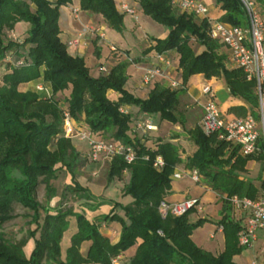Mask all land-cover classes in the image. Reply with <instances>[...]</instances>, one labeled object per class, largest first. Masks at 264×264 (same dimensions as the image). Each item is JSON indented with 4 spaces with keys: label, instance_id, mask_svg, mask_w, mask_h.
<instances>
[{
    "label": "trees",
    "instance_id": "1",
    "mask_svg": "<svg viewBox=\"0 0 264 264\" xmlns=\"http://www.w3.org/2000/svg\"><path fill=\"white\" fill-rule=\"evenodd\" d=\"M132 1L145 16L168 31L165 38H152L155 44L143 55L152 51L175 53L185 86L200 74L206 79H223L230 95L244 103L240 108L243 117L248 113L247 106L257 108L255 82L247 81L241 69L227 66V49L219 39L211 37V23L206 18L181 11L172 0ZM214 1L223 13L220 21L246 24L239 0ZM254 1L263 19L264 0ZM72 3L73 0H0V66L7 67L0 85V264H113L132 248L135 252L128 264H237L234 257L245 250L238 244L244 225L233 219L230 199L238 196L257 200L264 196V154L240 156L215 135H205L199 122L187 132L192 151L185 159L183 150L174 142L175 136L154 139L153 146H148L147 136L133 132L135 121L147 114L186 131L187 118L179 111L181 95L184 97L186 91L154 82L147 98L136 97L126 89L127 62L116 65L106 75L92 76L84 58L70 55L60 38V8ZM79 9L101 17L116 32L125 29L126 14L119 11L115 0H79ZM21 23L29 28L23 31ZM14 30L18 39H7L6 32ZM193 38L201 51L192 47ZM38 80L50 85L52 96L26 90L30 82ZM110 91L117 94V100L109 98ZM123 107L129 108L128 114L120 111ZM65 112L98 139L129 145L136 151L137 159L132 164L122 156L106 162L109 182L129 176L123 195L130 196L131 203L98 202L87 188L79 186L74 169L82 161L81 153L73 145V138L65 134ZM157 156L165 161L161 170L152 165ZM250 161L261 165L262 174L247 176ZM181 165L187 171L198 170L202 183L220 198L221 218L215 224L223 228L225 246L219 254L199 247L192 239L198 228L211 222L209 218L192 221L195 209L180 217L162 218L159 212L171 190L172 175ZM63 170L71 174V185H75L72 192L80 200L97 202L93 211L101 213L98 222L76 214L75 206L70 211L59 207L47 210L38 201L40 185L45 186L47 201L55 197L52 182ZM15 204L32 212L28 223L35 228L29 229L27 237L35 238V247L29 258L23 249L26 238L11 241L1 228L14 219ZM104 207L109 208L102 213ZM70 216L76 217L77 233L63 259L61 242ZM103 222L121 225L118 242L112 243L102 235ZM86 241L91 245L84 256L80 248Z\"/></svg>",
    "mask_w": 264,
    "mask_h": 264
},
{
    "label": "built area",
    "instance_id": "2",
    "mask_svg": "<svg viewBox=\"0 0 264 264\" xmlns=\"http://www.w3.org/2000/svg\"><path fill=\"white\" fill-rule=\"evenodd\" d=\"M239 2L245 11V25H233L209 19V9L200 0H172V4L181 11L193 13L203 19L206 18L211 23V37L219 39L227 49V66L241 69L245 73L247 81L255 82L258 101L256 116L253 113H248L245 117L224 116L215 99L212 85L206 83L201 89L202 95L206 98L205 103L201 105L203 114L199 121L203 133L207 136L215 135L230 149L237 150L240 156L249 157L260 153L264 154V20L261 18L254 0H239ZM118 9L126 15L135 16L137 14L136 9L127 3L120 4ZM74 12L77 13L78 10L75 9ZM89 32L97 34L100 38L104 37L103 32H100L99 29L90 28ZM77 43H79V39L70 42V44ZM112 50L115 51V48ZM153 60L154 65L143 68L141 76L143 86L152 85L157 80H167L171 89L187 90V86L182 83L179 77L177 66H172L168 53H155ZM99 70L104 75L110 71L106 66H101ZM37 91H45L42 84L37 86ZM120 111L128 114L129 108L123 107ZM144 115L135 121L133 132L147 136L149 132L156 131L157 126L152 123L150 115ZM77 127L76 121L65 112L66 136L85 142L89 149L90 160L111 162L115 157L122 156L127 164H132L137 159L133 147L98 139L89 129ZM152 165L155 169L161 170L165 166V161L161 156H157ZM183 178H190L196 184L202 182L196 169L192 171L176 169L172 180ZM230 202L233 219L244 225L238 234V244L245 250L253 249L258 233L264 230V196L257 200L233 196ZM192 209L197 212L203 211V205L199 199L192 198L175 203L164 200L159 206L162 218L180 217ZM219 230L223 231V228L220 227ZM250 264L259 263L257 260H252Z\"/></svg>",
    "mask_w": 264,
    "mask_h": 264
},
{
    "label": "crops",
    "instance_id": "3",
    "mask_svg": "<svg viewBox=\"0 0 264 264\" xmlns=\"http://www.w3.org/2000/svg\"><path fill=\"white\" fill-rule=\"evenodd\" d=\"M117 8H119L120 4L127 3L128 5L132 6L137 11L136 18L134 16L126 15L125 17V33L132 34V39H130L129 47L121 48L118 45L124 44L125 41L121 36H117L116 38H119L120 41H113L107 32V29L110 30L106 23L102 20L101 17L92 15L88 12H83L79 9V0H73V3L69 6H64L60 8V17H59V27H60V38L62 42L67 44L68 47V53L72 56H79L83 57L86 63V66L90 70V74L94 77H99L101 75L100 67L106 66L109 70H111L116 65L127 62V75H128V81L126 83V89L135 95L136 97L145 99L148 97L149 92L154 84L149 86H143L141 83V76L143 73V68L149 65H154L155 62L153 60L155 52L152 51L146 55H143L142 53L148 49L151 45H154V42H147V41H138L134 39V37H138V39H142L147 34L141 32V20L145 19V16L142 11L139 10L138 4L132 0H115ZM207 8L209 9L208 18L211 20H219V18L223 15V13L219 10V8L216 6L214 0H200ZM77 9L78 12L75 13L74 10ZM83 12L84 15L80 16V13ZM133 19H135L138 24L133 25ZM264 20V18H263ZM101 27L102 32L104 34L103 38H100L97 34H91L89 32L90 28L94 27ZM107 27V28H106ZM113 31V30H112ZM123 32V33H124ZM119 33V32H117ZM121 35V33H119ZM117 35V34H116ZM134 36V37H133ZM167 36V33L162 35L161 37H155L154 38H165ZM75 39H79V43L77 44H70ZM135 48L137 49V55L133 53V50ZM115 48V51L112 49ZM99 51V56L97 57L96 51ZM127 51H131L128 53ZM134 54V56H133ZM169 58L172 61V66H177V60L175 59V53H169ZM135 57V58H134ZM137 60V61H136ZM224 81V80H223ZM222 81V79L214 78L211 80L206 79L203 75H195L192 78H190L188 84H187V90L186 93H184V97L187 96L192 102L195 104H191L192 108L193 106L200 107L201 113L203 114L202 104L205 103L206 98L202 95L201 89L206 83H210L212 85L215 99L221 109V112L224 116L228 117H243L242 111L240 108H244V103L241 101H238L234 99L231 95L229 90L227 89L225 83ZM223 82V83H222ZM156 83H164L165 85H168L167 80H157ZM108 96L111 100H117V94L113 91H110L108 93ZM249 113V111H248ZM247 113V114H248ZM246 114V115H247ZM144 114H141L139 117H144ZM202 117V116H201ZM151 116V120H152ZM153 123V122H152ZM155 125V124H154ZM161 125H164V128L166 129H160ZM161 125L157 126V130L153 132H149L147 134V138L149 140L147 141L148 146H153V140L162 138V139H170L171 136H175L176 139H174V142L177 144L180 143L181 145L184 144L183 141V135L177 134L172 135L170 134V127L175 126L167 121H161ZM156 126V125H155ZM177 127V126H176ZM179 128V127H177ZM180 130V128H179ZM142 136V135H139ZM180 142V143H179ZM181 147V146H180ZM183 149V148H182ZM182 158H186L189 154L185 151L182 152ZM255 161H250L247 164V170H249V167L254 164ZM178 170H185L184 166H180L176 168ZM190 178H183L180 180H173L171 183V190L169 194L166 197V201L169 203H175L180 202L186 199H192L197 198L201 201V204L203 205V212L205 209L215 204L216 197L215 193L210 190L205 184L202 182L199 184L194 183L195 185L193 187L187 185V181ZM193 194V195H192ZM217 205V204H216ZM105 208V207H104ZM221 209V207L219 206ZM108 208H106L107 210ZM98 212V211H96ZM93 212V215L91 218H88L91 221L97 220V217L101 214L100 212L96 213ZM200 212H195L194 214H199ZM211 220V223H205L202 227L198 228L192 235L193 241L201 248L204 249L203 240L198 239V243L195 240L197 238L196 232L202 229L205 226H209L211 229L208 239L214 240L216 237L219 238L218 240V246L216 248L215 252L210 251L209 249H205L209 252H212L214 254H219L223 251L225 246V236L222 230H219L220 227H218L215 222L219 221L221 218L220 211L217 215V213L214 215L213 213H210L207 215V217ZM100 232L102 235L107 237L112 243L118 242L120 238V232H121V225L117 222H103L100 226ZM91 242H84L81 245L80 252L82 255H86L89 248H90ZM132 251V252H131ZM245 251V250H244ZM243 251V252H244ZM135 252V248L130 249L123 255L119 256L115 260H113V264H122L125 261L129 260V257ZM242 252V253H243ZM241 253V254H242ZM63 259L65 257L62 256Z\"/></svg>",
    "mask_w": 264,
    "mask_h": 264
},
{
    "label": "rangeland",
    "instance_id": "4",
    "mask_svg": "<svg viewBox=\"0 0 264 264\" xmlns=\"http://www.w3.org/2000/svg\"><path fill=\"white\" fill-rule=\"evenodd\" d=\"M259 12V9H258ZM84 15L83 12L80 13V16ZM137 15V14H136ZM136 15L134 16L136 18ZM200 18V17H199ZM202 19V18H200ZM133 25L138 24L135 19H133ZM20 29H23V31L27 30L29 28V25L26 23H21ZM141 26V32L147 34L145 37L142 39H138V37H134L135 42L143 40L144 42H151V39L155 37H161L165 33H168L167 28L159 23H156L149 17H145V19L141 20L140 23ZM107 28V27H106ZM94 29H99L100 32H102V28L99 27H94ZM110 29V28H109ZM113 29L108 30L106 34L108 37H110L113 41H120L119 38H116L117 36H121L125 43L122 45H118L119 47H129L130 39H132V34L130 33H124L122 32L121 35L117 33L116 31H112ZM117 34V35H116ZM95 35V34H94ZM17 31H7L6 32V38L7 39H14L17 40L18 38ZM192 47L196 51H201L202 48L198 45L196 40L193 38L191 41ZM133 53L137 55L138 50L135 48L132 49ZM130 53L131 51H127ZM133 54V56H134ZM135 58V57H134ZM6 68L3 65L0 66V85H1V80L2 76L6 72ZM215 78V77H214ZM211 78V79H214ZM208 79V80H211ZM223 81V79H222ZM224 82V81H223ZM222 82V83H223ZM43 85L45 88V91H37V86L38 85ZM26 90H31L33 92H36L40 95L50 97L52 96V90L49 84H43L42 80L38 81H33L30 82L27 85ZM181 104L179 106V111L183 112L185 117L187 118L186 120V131L179 130L176 126H171L170 127V134L172 135H177V134H184L183 135V143L181 146V149L188 154L191 153L192 151V143L187 141V135L188 131L193 129L196 124L201 120V109L200 107L193 106L191 104H195L190 100L187 96L183 97L181 95ZM249 113H253L255 116L257 115V108L247 106ZM152 122L156 126L161 125V120L156 117L152 116ZM77 128L82 129L84 126L80 125L79 122L76 121ZM160 129H166L164 128V125L160 127ZM73 145L75 148L80 151L81 153V158L82 159L80 164H77L74 173L77 175V181L79 186L87 188L93 196H95L96 200L98 202L101 201H106L109 203H116L119 202L123 205L129 204L133 201V199L130 196H125L123 195V190L125 187V183H128L129 181V176L127 174L124 175L122 178L123 180L119 179H114L113 181L109 182L108 181V165L109 163H106L105 161L103 162H94L92 160H89V149L88 146L85 142H80L77 138H73ZM86 161H85V160ZM259 174H262V168L261 165L258 162H255L249 167L248 174L247 176L249 178H254L258 176ZM263 179H264V170H263ZM53 186L55 188V197L52 198L50 201H47L46 197V189L44 185H40L37 191V199L38 201L42 204V206L45 207V209H54L59 207L63 211H70V209L75 206V213L76 214H83L87 216L88 218H91L93 215V210H94V205L97 204V202H92L91 204L85 203L86 201L83 199H79V197L72 192V190L75 188V185H71V174L63 170L62 172L59 173L57 179H55L53 182ZM187 185L193 187L195 184L191 179L187 181ZM209 188V187H208ZM211 190V189H210ZM212 191V190H211ZM215 193V192H214ZM82 195V194H80ZM193 195V194H192ZM216 201L215 204L208 206L205 211L200 212L198 215L197 214H192L191 215V220L192 221H197L200 218H205L207 215L210 213H213L214 215L219 213L221 207V202L219 196L215 193ZM62 199V200H61ZM217 204V205H216ZM105 207L103 210H100L102 213H105L107 210ZM98 213V212H96ZM31 214L32 212L29 211L28 209L22 207L20 204H15L14 205V219L5 223L2 225V229L5 231V237L7 239H10L11 241H19L21 239H25L24 243V254L26 258H29L33 252V249L35 247V238L28 236L29 229H34L35 225L29 226V221L31 219ZM231 214H233V209L231 211ZM69 221V227L68 230L64 233L62 242H61V252L62 256L66 257V252L69 246L71 245V239L72 237L77 233V224H76V217L70 216L68 218ZM98 220H95V222H98ZM211 223V222H209ZM119 224V223H118ZM211 228L209 226H205L199 231L196 232L197 238L195 239L198 243V239L203 240L204 249H209L212 252L216 251V248L218 246V240L219 238L216 237L214 240L208 239L209 233ZM39 236V235H38ZM134 249V248H133ZM132 252V251H131ZM252 260H257L259 264H264V230L260 231L257 236V241L255 242L253 249L245 250L242 254L235 256L234 257V262L237 264H250ZM122 264H128V261L123 262Z\"/></svg>",
    "mask_w": 264,
    "mask_h": 264
}]
</instances>
